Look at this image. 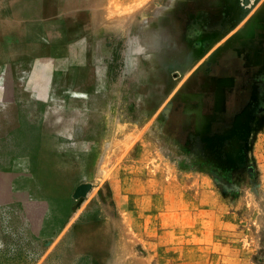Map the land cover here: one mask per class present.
Segmentation results:
<instances>
[{
	"label": "rangeland",
	"instance_id": "374dc122",
	"mask_svg": "<svg viewBox=\"0 0 264 264\" xmlns=\"http://www.w3.org/2000/svg\"><path fill=\"white\" fill-rule=\"evenodd\" d=\"M0 264H264V0H0Z\"/></svg>",
	"mask_w": 264,
	"mask_h": 264
},
{
	"label": "water",
	"instance_id": "95a60500",
	"mask_svg": "<svg viewBox=\"0 0 264 264\" xmlns=\"http://www.w3.org/2000/svg\"><path fill=\"white\" fill-rule=\"evenodd\" d=\"M90 184L89 183H80L77 185L73 192H72V197L73 198H80L86 196L88 191L90 190Z\"/></svg>",
	"mask_w": 264,
	"mask_h": 264
}]
</instances>
